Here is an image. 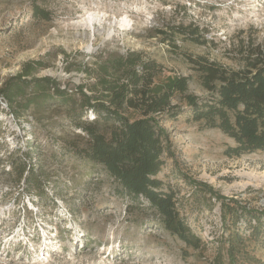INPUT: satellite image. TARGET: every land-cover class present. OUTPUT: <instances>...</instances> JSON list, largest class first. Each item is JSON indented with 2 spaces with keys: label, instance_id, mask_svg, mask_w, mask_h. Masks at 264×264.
<instances>
[{
  "label": "rangeland",
  "instance_id": "1",
  "mask_svg": "<svg viewBox=\"0 0 264 264\" xmlns=\"http://www.w3.org/2000/svg\"><path fill=\"white\" fill-rule=\"evenodd\" d=\"M38 8L49 19L36 17ZM90 14L104 31L97 22L92 34ZM123 18L130 23L115 24ZM179 27L199 28L206 43ZM248 41L264 44V0H0V88L30 63L33 77L75 90L94 82L84 68L101 54L143 51L164 67L157 85L193 76L190 91L203 95L191 59L237 69ZM38 104L13 115L0 93V264H264V217L259 226L242 214L264 212V151L230 158L225 151L235 142L219 129L187 113L164 122L173 155L158 178L177 192L181 216L200 240L188 246L144 198L137 204L116 195L102 166L65 148L77 135L66 107ZM29 140L35 147L27 156ZM23 162L45 195L28 187Z\"/></svg>",
  "mask_w": 264,
  "mask_h": 264
},
{
  "label": "trees",
  "instance_id": "2",
  "mask_svg": "<svg viewBox=\"0 0 264 264\" xmlns=\"http://www.w3.org/2000/svg\"><path fill=\"white\" fill-rule=\"evenodd\" d=\"M34 15L49 19L39 8ZM178 31L197 43H206L204 37L198 38L199 28L179 27ZM240 52L237 69L203 56L191 59L203 95L190 91L193 76L176 75L157 85L164 67L143 51L101 54L93 66L84 68L94 82L75 90H61L50 77H33L35 67L28 63L0 93L17 116L40 102L66 107L77 135L64 146L74 158L102 166L115 184L116 195L128 196L137 204L144 198L167 231L197 247L200 240L191 235L181 216L177 192L158 178L173 155L170 134L163 124L187 113L189 120L217 128L234 140L235 146L225 151L230 158L264 151V44L248 41ZM33 147L29 140L23 152L30 156ZM20 167L21 176L27 173L28 187L33 185L45 195L33 165L23 162ZM242 209L245 216H256L261 226L264 212Z\"/></svg>",
  "mask_w": 264,
  "mask_h": 264
},
{
  "label": "bare ground",
  "instance_id": "3",
  "mask_svg": "<svg viewBox=\"0 0 264 264\" xmlns=\"http://www.w3.org/2000/svg\"><path fill=\"white\" fill-rule=\"evenodd\" d=\"M87 21L89 22V26H90V29L92 31V34H94L96 32V27L94 25L97 22H98V26H99L98 30L104 31V28L101 25V20L98 17H96L94 14H90ZM129 23H130V21H128L127 18H123L121 21L116 22L115 24H119L120 27H124V26L128 25ZM110 32H112V31H110Z\"/></svg>",
  "mask_w": 264,
  "mask_h": 264
},
{
  "label": "built area",
  "instance_id": "4",
  "mask_svg": "<svg viewBox=\"0 0 264 264\" xmlns=\"http://www.w3.org/2000/svg\"><path fill=\"white\" fill-rule=\"evenodd\" d=\"M19 238L22 239V240H26V238L25 237H22V236H19ZM41 252H42V249H40V253Z\"/></svg>",
  "mask_w": 264,
  "mask_h": 264
}]
</instances>
